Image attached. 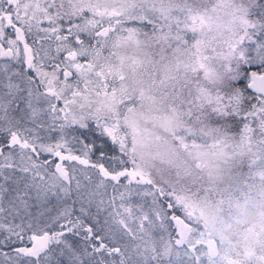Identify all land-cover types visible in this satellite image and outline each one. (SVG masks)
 Masks as SVG:
<instances>
[{"label":"snow or ice","instance_id":"1","mask_svg":"<svg viewBox=\"0 0 264 264\" xmlns=\"http://www.w3.org/2000/svg\"><path fill=\"white\" fill-rule=\"evenodd\" d=\"M0 264H264V0H0Z\"/></svg>","mask_w":264,"mask_h":264}]
</instances>
